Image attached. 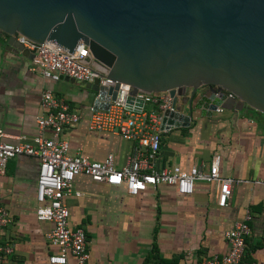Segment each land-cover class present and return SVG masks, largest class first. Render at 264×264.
I'll list each match as a JSON object with an SVG mask.
<instances>
[{"label": "crops", "instance_id": "1", "mask_svg": "<svg viewBox=\"0 0 264 264\" xmlns=\"http://www.w3.org/2000/svg\"><path fill=\"white\" fill-rule=\"evenodd\" d=\"M0 35V129L7 138L37 133L35 118L42 115L40 97L50 90L79 115L74 128L62 132L70 154H82L92 161L113 155L115 167L122 168L133 144L121 137L89 131V109L96 94L69 79L57 83L32 71L31 53L11 49ZM147 111L154 107L148 105ZM50 136L49 132L45 133ZM218 158L222 178L231 179V194L225 208L217 206L218 187L196 182L191 195L177 193L173 186L147 188L137 196L125 188L110 187L78 176L66 198L68 223L84 230L89 259L87 264H143L155 245L165 260L181 257L178 264H202L227 253L224 234L235 223L251 215L250 233L240 264H264V115L243 107L223 109L210 117L192 114L189 126L171 128L161 134L160 150L154 161L162 168L189 172L196 168L208 173ZM39 161L19 156L9 160L0 175V208L12 219L0 229V243L12 248L2 264H48L57 252L47 241L53 225L39 222L35 211L36 177ZM254 182H260L254 184ZM69 264H75L69 258Z\"/></svg>", "mask_w": 264, "mask_h": 264}, {"label": "water", "instance_id": "2", "mask_svg": "<svg viewBox=\"0 0 264 264\" xmlns=\"http://www.w3.org/2000/svg\"><path fill=\"white\" fill-rule=\"evenodd\" d=\"M0 35L22 55L18 36L68 53L83 42L86 57L72 63L114 83L81 84L96 94L94 111H138L144 93L172 100L162 131L189 126L194 111L264 115V0H0Z\"/></svg>", "mask_w": 264, "mask_h": 264}, {"label": "built area", "instance_id": "3", "mask_svg": "<svg viewBox=\"0 0 264 264\" xmlns=\"http://www.w3.org/2000/svg\"><path fill=\"white\" fill-rule=\"evenodd\" d=\"M17 41L31 53L32 71L38 70L41 76L52 83L63 78L78 84H92L98 80L101 87L110 88L114 83L100 77L72 62H83L89 49L83 42H78L73 52H66L49 41L41 45L18 36ZM131 90V89H130ZM130 90H123L125 93ZM227 98L233 99L231 94ZM135 99L143 101L138 111L129 109L117 102H110L108 110L89 109L87 127L89 131L117 135L133 144L132 152L126 164L117 169L113 155L109 154L103 161H92L82 154H70L68 143L61 138L62 132L74 128L79 123V115L66 101L46 90L40 97L42 115L35 118L37 133L31 139L17 136L12 142L4 141L7 136L0 129V175L4 174L9 160L25 156L39 161L36 177L35 198L37 208L35 216L39 222L53 225L46 238L57 252L48 256V264H69V258L75 264H87V240L84 230L71 228L68 223L66 198L73 194L72 183L78 176L91 182L110 187H124L131 196H137L147 188L159 185L173 186L178 194H192L196 182L215 184L218 187L217 206L225 208L231 194L232 180L222 178L218 171V158H214L208 173H201L196 168L189 172L177 169L162 168L157 170L154 161L160 150L161 115L171 110L172 100L168 94L137 93ZM154 107L147 111L146 107ZM218 108L215 112L221 113ZM171 129V128H170ZM168 129V130H170ZM50 136L46 137L45 133ZM260 182H254L259 184ZM80 197V193H74ZM251 215L246 213L244 220L235 223L231 230L224 234L228 245L226 254L214 256L202 264H240L245 254V239L250 233ZM12 219L0 208V229L10 226ZM12 254L11 246L0 243V264L4 257Z\"/></svg>", "mask_w": 264, "mask_h": 264}, {"label": "trees", "instance_id": "4", "mask_svg": "<svg viewBox=\"0 0 264 264\" xmlns=\"http://www.w3.org/2000/svg\"><path fill=\"white\" fill-rule=\"evenodd\" d=\"M257 113V112H256ZM182 258H176L171 260H165L161 258L156 250L155 245L152 246L148 258L144 261L143 264H178V260H181Z\"/></svg>", "mask_w": 264, "mask_h": 264}, {"label": "rangeland", "instance_id": "5", "mask_svg": "<svg viewBox=\"0 0 264 264\" xmlns=\"http://www.w3.org/2000/svg\"><path fill=\"white\" fill-rule=\"evenodd\" d=\"M184 112H185V113H188V110L185 108ZM196 113H197V112H195V111L193 112V114H196Z\"/></svg>", "mask_w": 264, "mask_h": 264}]
</instances>
